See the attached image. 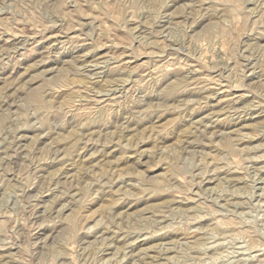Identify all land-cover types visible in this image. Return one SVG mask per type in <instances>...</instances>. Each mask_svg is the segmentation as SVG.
Masks as SVG:
<instances>
[{"label":"rangeland","instance_id":"1","mask_svg":"<svg viewBox=\"0 0 264 264\" xmlns=\"http://www.w3.org/2000/svg\"><path fill=\"white\" fill-rule=\"evenodd\" d=\"M0 264H264V0H0Z\"/></svg>","mask_w":264,"mask_h":264}]
</instances>
